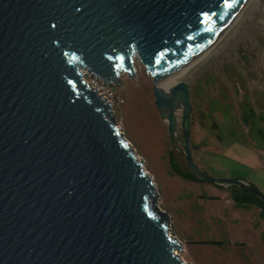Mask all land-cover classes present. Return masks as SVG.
<instances>
[{
    "label": "water",
    "instance_id": "1",
    "mask_svg": "<svg viewBox=\"0 0 264 264\" xmlns=\"http://www.w3.org/2000/svg\"><path fill=\"white\" fill-rule=\"evenodd\" d=\"M247 0H0V264H190L152 204L155 184L84 78L118 84L138 59L172 142L178 97L188 169L191 106L178 74ZM139 67V66H138Z\"/></svg>",
    "mask_w": 264,
    "mask_h": 264
},
{
    "label": "rangeland",
    "instance_id": "2",
    "mask_svg": "<svg viewBox=\"0 0 264 264\" xmlns=\"http://www.w3.org/2000/svg\"><path fill=\"white\" fill-rule=\"evenodd\" d=\"M196 60L158 86L182 82L187 89L191 158L206 176L242 178L264 198V0H248ZM132 70L134 77L121 71L117 85L84 78L106 96L114 125L152 178V204L179 242L178 255L190 264H264V212L247 200L238 205L225 194L228 185L187 178L179 101L170 142L151 77L135 57Z\"/></svg>",
    "mask_w": 264,
    "mask_h": 264
},
{
    "label": "flooded vegetation",
    "instance_id": "3",
    "mask_svg": "<svg viewBox=\"0 0 264 264\" xmlns=\"http://www.w3.org/2000/svg\"><path fill=\"white\" fill-rule=\"evenodd\" d=\"M192 119V118H191ZM217 137V136H216ZM189 139H190V136H189ZM216 140H217V138H216ZM218 141V140H217ZM219 142V141H218ZM189 145H190V152H191V150L192 149H195L196 147L194 146V145H192L191 144V142L189 141ZM181 150H182V148H181ZM190 155H191V153H190ZM195 164V163H194ZM198 168V167H197ZM199 169V168H198ZM189 170V169H188ZM188 173L189 174H191V176H189V177H187V178H191V177H193V178H195L194 180H196V179H199V177L198 176H196L193 172H191L190 170L188 171ZM182 176H184L185 177V175H182ZM192 179V178H191ZM220 179V178H219ZM236 179H238V180H240V181H242V182H244V183H246V184H248V185H250L247 181H245L244 179H242V178H236ZM219 185H221L222 187H223V184H219ZM225 185H228V188L227 189H225V194L226 195H229V196H232L233 198H236V199H239V201H238V205H240V206H243V207H245V205L244 204H242V202H240V201H244V200H247V204L248 205H251V204H253V203H256V208H258V210L260 211L261 210V208L259 207V205H258V203H257V200H258V197H256V196H254L253 194H251L250 192H248L246 189H244L243 187H240V186H238V185H232V184H225ZM252 188H254L252 185H250ZM231 187H233V188H231ZM255 189V188H254ZM256 190V189H255ZM247 207V206H246Z\"/></svg>",
    "mask_w": 264,
    "mask_h": 264
},
{
    "label": "bare ground",
    "instance_id": "4",
    "mask_svg": "<svg viewBox=\"0 0 264 264\" xmlns=\"http://www.w3.org/2000/svg\"><path fill=\"white\" fill-rule=\"evenodd\" d=\"M247 1H248V0H247ZM247 1H246V2H247ZM246 2H245V4H246ZM245 4H244V5H245ZM244 5H243V7H244ZM243 7H242V8H243ZM242 8H241V10H242ZM209 47H210V46H209ZM209 47H208V48H209ZM205 52H206V50H205L202 54H200L196 59H199L202 55H204ZM196 59H194L193 62H194ZM196 61H197V60H196ZM193 62H192V63H193ZM192 63H191V64H192ZM191 64H189L188 66H190ZM188 66H187V67H188ZM187 67H185V68H187ZM185 68H184V69H185ZM184 69H182V70H184ZM182 70H181V71H182ZM181 71H180V72H181ZM180 72H179V73H180ZM179 73H178V74H179ZM119 74H121V71L118 73V76H119ZM176 75H177V74H176ZM176 75H174V76H176ZM118 76H117V77H118ZM174 76H172V77H174ZM169 78H170V77H169ZM166 79H167V78H166ZM164 80H165V79H164ZM168 80H169V79H168ZM168 80H166L167 82H162L163 80L160 81V82L157 84V86H159V84H161V83H164L165 85H167V84L169 83V81H170V80H169V81H168ZM175 84H176V83H175ZM173 85H174V84H172V85H168V86H166V87H159V90L162 91L164 94H167L169 88H171ZM176 100L179 101V100H178V97L175 98V101H176ZM178 104H179V103H178ZM174 112H175V110H173V112H172V116H173V120H174L175 123H176V117H175ZM116 128H117V127H116ZM117 131H118V129H117ZM118 133H119V132H118ZM119 134H120V133H119ZM120 135H121V134H120Z\"/></svg>",
    "mask_w": 264,
    "mask_h": 264
},
{
    "label": "trees",
    "instance_id": "5",
    "mask_svg": "<svg viewBox=\"0 0 264 264\" xmlns=\"http://www.w3.org/2000/svg\"><path fill=\"white\" fill-rule=\"evenodd\" d=\"M257 203L259 207L261 208L260 212H264V203L258 198Z\"/></svg>",
    "mask_w": 264,
    "mask_h": 264
},
{
    "label": "built area",
    "instance_id": "6",
    "mask_svg": "<svg viewBox=\"0 0 264 264\" xmlns=\"http://www.w3.org/2000/svg\"><path fill=\"white\" fill-rule=\"evenodd\" d=\"M90 85H91L92 87H94V83H93V82H91ZM100 94H101V93H100ZM102 94H103V93H102ZM102 94H101V95H102ZM103 95H104V94H103ZM103 95H102V96H103ZM103 97H104L105 100H106V96L104 95Z\"/></svg>",
    "mask_w": 264,
    "mask_h": 264
}]
</instances>
